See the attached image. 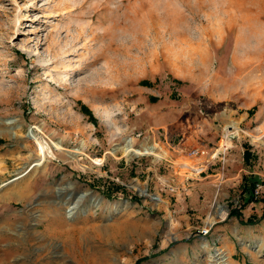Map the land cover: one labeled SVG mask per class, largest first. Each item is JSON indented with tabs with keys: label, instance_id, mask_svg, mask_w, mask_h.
Returning a JSON list of instances; mask_svg holds the SVG:
<instances>
[{
	"label": "rangeland",
	"instance_id": "obj_1",
	"mask_svg": "<svg viewBox=\"0 0 264 264\" xmlns=\"http://www.w3.org/2000/svg\"><path fill=\"white\" fill-rule=\"evenodd\" d=\"M159 1L0 0V264H214L220 207L209 234L264 264L241 185L264 178V0ZM128 139L166 154H111Z\"/></svg>",
	"mask_w": 264,
	"mask_h": 264
},
{
	"label": "bare ground",
	"instance_id": "obj_2",
	"mask_svg": "<svg viewBox=\"0 0 264 264\" xmlns=\"http://www.w3.org/2000/svg\"><path fill=\"white\" fill-rule=\"evenodd\" d=\"M125 1V0H124ZM132 2V1H131ZM135 2V1H134ZM133 2V3H134ZM137 2H139V1H137ZM147 2V1H146ZM158 2V1H157ZM159 2H161V0L159 1ZM128 3V2H127ZM130 3V2H129ZM128 3V4H129ZM146 4V3H145ZM162 5V4H161ZM118 6V5H117ZM119 6H122V5H119ZM125 6V5H124ZM133 6V5H132ZM128 7V6H127ZM131 7V6H130ZM124 8V7H123ZM116 9V8H115ZM115 9H113V10H115ZM126 9L127 8H125V11H126ZM131 9V8H130ZM163 8H161L160 7V10H162ZM128 10V9H127ZM155 10V9H154ZM119 11V10H118ZM161 12V11H160ZM160 12H157V13H160ZM164 12V11H163ZM140 13V12H139ZM142 13V12H141ZM161 14H163V13H161ZM129 15H131V14H129ZM120 16V15H119ZM146 16H148V15H146ZM155 16V15H154ZM164 16H166L165 15V12H164ZM120 17H122V16H120ZM147 18V17H146ZM115 19H116V17H115ZM119 19V18H118ZM164 19H165V17H164ZM123 20V19H122ZM161 20H163V19H161ZM121 21V20H120ZM125 21V20H124ZM153 21H155V20H153ZM159 21V20H158ZM151 23H152V21H151ZM121 25V24H120ZM127 25V24H126ZM155 25H156V23H155ZM151 26H153V23H152V25ZM160 26H162V25H160ZM154 27V26H153ZM153 27H151V28H153ZM115 28H117V27H115ZM114 28V29H115ZM127 28V27H126ZM144 29H145V27H143ZM148 28H150L149 26H148ZM118 30V29H117ZM120 30V29H119ZM150 30V29H149ZM153 30V29H152ZM163 30V29H162ZM116 31V30H115ZM119 32V31H118ZM105 33V32H104ZM103 33V34H104ZM153 33V32H152ZM102 34V35H103ZM145 35H147V34H145ZM165 35H167V34H165ZM149 36V35H148ZM146 37V36H145ZM148 38V37H147ZM146 39V38H145ZM131 48V47H130ZM133 48V47H132ZM131 50V49H130ZM136 50V49H135ZM123 51V50H122ZM132 51V50H131ZM9 123H11V122H9ZM238 131L239 130H237V128L235 127V126H233L232 127V129H228L227 127H226V129H225V134H224V138H225V141H224V143L226 144L225 146H227V144L229 145V140H230V138L232 137V136H234V134H237L238 133ZM223 142V141H222ZM223 143V144H224ZM223 146V145H222ZM53 148L55 149V150H63L62 149V145H61V143L59 142V141H57V142H55L54 143V145H53ZM42 152V151H41ZM40 152V153H41ZM116 152H121L122 154H123V156H126V157H128V158H133V157H137V156H153L155 159H160V158H162L163 156H165V154H166V152H164V151H162L161 150V148L158 146V145H155V144H152V145H147V144H143V145H140V146H138V147H136L134 144H133V141L131 140V139H128V140H125L124 141V143L122 144V145H120V146H116V147H114L113 149H112V151H111V154H115ZM39 153V154H40ZM50 155V154H49ZM52 155V154H51ZM50 155V156H51ZM79 155H81V152L79 151V150H75V151H71V153L70 154H68V157H67V159H65L64 161H66V162H68V163H71V162H74V163H77L79 160H80V157H79ZM48 157V156H47ZM38 159V158H37ZM46 159V156L45 155H42L41 154V158H40V160H45ZM37 164V163H36ZM34 166V165H33ZM37 166V165H36ZM35 166V167H36ZM38 166H40V165H38ZM201 170V169H200ZM198 171V170H197ZM200 172V171H199ZM24 175V174H23ZM19 178V177H18ZM17 178V179H18ZM16 180V179H15ZM3 185V184H2ZM2 185H0V186H2ZM7 185V184H6ZM71 185V184H70ZM70 187V186H69ZM139 192H140V194L141 195H146L147 193H146V191H145V189H143V188H141V189H139ZM59 193V197H58V199L60 200L56 205H57V207H58V209L60 210L61 209V206L63 207V208H66V210H65V212H64V218H65V220H71V218H73V216L75 215V214H77V212H78V207H77V203H74V204H70L69 202H66L64 199H63V194H62V192L60 191V192H58ZM154 199L155 200H157V198L156 197H154ZM60 205V206H59ZM101 205V203L100 202H97L95 205H94V208H98L99 206ZM114 207V210L116 211L117 209H116V205H114L113 206ZM61 210H63V209H61ZM219 212H220V218L222 219L224 216H225V209L224 208H222V207H220L219 208ZM214 221H215V219L213 218V217H209L208 218V221H207V225H206V227L208 226H211L213 223H214ZM127 223V222H126ZM123 224V223H122ZM129 225V223L127 224V227H129L128 226ZM134 225V224H133ZM121 226H123V225H121ZM121 226H118V227H120L121 228ZM127 227H126V225H125V227L123 226V229H124V231L126 230H128L127 229ZM132 227V226H131ZM130 228V227H129ZM139 229V228H138ZM117 230V229H116ZM119 231H120V229H118ZM117 230V232L119 233V231ZM121 233V232H120ZM128 233V232H127ZM113 234H115V233H113ZM124 234V233H123ZM123 234H121V235H123ZM132 234V233H131ZM118 236H119V234H117ZM138 235V234H137ZM129 236V235H128ZM122 237V236H121ZM122 239V238H121ZM122 240H124V239H122ZM120 241V240H119ZM126 242V241H125ZM122 243V242H121ZM257 252H258V250H257ZM211 258H213V262H214V264H227V261H226V259L222 256V255H218V253H216V255H214V256H212Z\"/></svg>",
	"mask_w": 264,
	"mask_h": 264
},
{
	"label": "crops",
	"instance_id": "obj_3",
	"mask_svg": "<svg viewBox=\"0 0 264 264\" xmlns=\"http://www.w3.org/2000/svg\"><path fill=\"white\" fill-rule=\"evenodd\" d=\"M219 156V155H218ZM217 156V157H218ZM194 158V157H193ZM220 159H222V163H223V161H225V157H222V158H220ZM241 160V162L243 163V158H241L240 159ZM249 162H250V160H249ZM249 162L246 164V166L248 167V165H249ZM244 164V163H243ZM244 172H246V171H244ZM246 173H249V175H254V171H249V172H246ZM260 180H258V181H261V182H263L264 181V178H259ZM243 184V180H242V182H241V185ZM245 196H246V194H244L242 197H244L245 198ZM248 196V195H247ZM249 199V198H248ZM244 205H247V202L245 201V203H244ZM205 209V208H204ZM204 212V211H203ZM210 212H211V207H209V208H207L206 210H205V212H204V214H210ZM215 212H217V213H215V215H213V216H215L216 218L215 219H221L220 218V212H219V210L218 211H215ZM207 215H205V218H206V216ZM223 219V218H222ZM208 220V219H207ZM208 223H206L205 224V226L207 225ZM211 228V227H210ZM210 231V230H209ZM200 233V232H199ZM208 234H209V232H208ZM206 235V236H201L200 234H199V236H198V239L200 240H202V239H204L205 240V242H206V244H207V251L209 252V255H208V257L207 258H209V256L211 255V256H214V255H216V253H218V255H222L225 259H226V261H227V264H240V262H241V260H243V263L245 264V262L247 261V256L245 255V254H243V256L242 255H239V256H236V250H235V247L234 246H232L231 244H230V242H229V240H228V238H227V235H220V237L219 238H217V236H212L211 235V233L209 234V235ZM200 240V241H201ZM216 247H218L217 249H215ZM233 247V248H232ZM256 247H257V250H258V252H256L258 255H260L261 256V252L263 251V246L260 244V245H256ZM226 250V251H225ZM256 250V251H257ZM204 254H207V252L206 251H204L203 252ZM203 254V255H204ZM212 260H213V258H212Z\"/></svg>",
	"mask_w": 264,
	"mask_h": 264
},
{
	"label": "trees",
	"instance_id": "obj_4",
	"mask_svg": "<svg viewBox=\"0 0 264 264\" xmlns=\"http://www.w3.org/2000/svg\"><path fill=\"white\" fill-rule=\"evenodd\" d=\"M80 110H81L82 113H84L85 115H87L88 120L90 122L94 123L96 121L95 118L93 117L92 113L88 110V108L86 106L82 105L81 108H80ZM250 157H251V155L249 154L248 149H245L244 152H243V159H244V161L245 162L248 161ZM252 178L253 177H251L250 179H252ZM246 183H247V181H246V178L244 177L243 178V184H242V196L244 194L248 195L249 201L251 202V199H253V197H254L253 196V190H254L255 186L257 184H262L264 186V182H261V181L258 182V181L255 180V181H253V183H250V188L249 189H247ZM260 201L262 202L263 207H264V193H263V197H262V199ZM244 206L245 205L243 204V206H240L239 209H241ZM229 216H235V217L239 218L241 216V212H240V210H237V209H230ZM261 218L264 219V211H263L262 216L260 218H257L256 216H253V215L250 216L246 220L245 224H248V225L254 224L258 220H260Z\"/></svg>",
	"mask_w": 264,
	"mask_h": 264
},
{
	"label": "built area",
	"instance_id": "obj_5",
	"mask_svg": "<svg viewBox=\"0 0 264 264\" xmlns=\"http://www.w3.org/2000/svg\"><path fill=\"white\" fill-rule=\"evenodd\" d=\"M205 153L206 152L203 149L202 150H200V149H193L190 152V154H191L192 157H200L202 155H205ZM263 191H264V186L262 184H257L255 186L254 190H253V196H254V198L255 199L260 198V195L262 194ZM209 228H210V226L209 227H206V228H202L200 230V234L202 236H206L208 234V232H209Z\"/></svg>",
	"mask_w": 264,
	"mask_h": 264
}]
</instances>
